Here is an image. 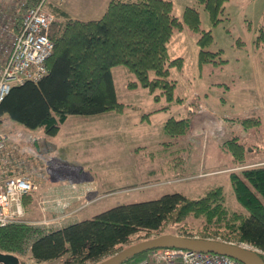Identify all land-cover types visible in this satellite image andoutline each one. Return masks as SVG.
<instances>
[{
  "label": "trees",
  "instance_id": "obj_1",
  "mask_svg": "<svg viewBox=\"0 0 264 264\" xmlns=\"http://www.w3.org/2000/svg\"><path fill=\"white\" fill-rule=\"evenodd\" d=\"M196 1L206 10L213 26L225 19L226 3L230 0ZM40 3L46 9L44 0H26L15 22L19 23L27 9ZM49 10L59 21L53 20L48 30L54 46L45 61L47 73L37 81L12 85L0 102V127L8 118L27 129L43 128L47 135L55 136L70 115L122 112L126 105L117 100L112 77V69L121 66L135 76L128 87L144 88L155 102L162 100L163 110L184 105L187 100L179 96L177 80L170 71L171 67L182 70L183 58L171 57L168 47L173 36L184 30L198 35L199 68L227 61L220 56L222 49H213L214 37L211 31L201 28L195 6H187L179 18L169 0H109L101 18L87 21L72 17L63 9ZM234 45L244 47V42L238 39ZM253 45L255 49L264 46L263 28ZM187 95H192L188 106L199 100L194 93ZM198 109L199 106L194 111ZM248 120L246 125L258 122L255 118ZM241 123L245 125L246 121ZM164 130L169 137L185 136L188 121L169 118ZM223 149L237 165L245 166V146L238 136L225 141ZM229 181L244 211L231 212L221 186L196 199L181 193L164 194L155 200L118 205L57 228L24 221L0 226V254L15 255L17 264L29 259L51 264L65 257L68 263H97L126 245L135 233L158 231L169 220L199 224L204 232L201 238L247 244L264 252V165L242 166L229 174ZM259 256L264 260V256ZM130 258L124 262L133 264Z\"/></svg>",
  "mask_w": 264,
  "mask_h": 264
},
{
  "label": "rangeland",
  "instance_id": "obj_2",
  "mask_svg": "<svg viewBox=\"0 0 264 264\" xmlns=\"http://www.w3.org/2000/svg\"><path fill=\"white\" fill-rule=\"evenodd\" d=\"M20 1L26 0L0 1L3 13L0 19L4 23L8 21L9 27L14 24L12 29L14 34L19 30L14 19L17 18L18 11L19 13L23 11L20 8L22 6ZM108 1L44 0V6L46 4L51 16L53 14L49 8L54 7L65 10L72 17L87 21L101 18ZM169 1L173 3L174 15L179 18H182L183 10L187 6H195L199 11L201 28L211 31L214 37L213 49H222L220 56L227 59L220 65L207 64L199 68L195 57L198 52L196 46L198 35L184 30L173 36L168 45L169 55L182 57L184 65L182 70L171 67L170 71L172 77L177 80L179 96L187 100L184 105L190 102L192 96L187 95V92L194 93L199 100L193 101L189 107L197 109L198 104L204 102L206 109H213L217 114L230 118L225 121L227 126L222 120L218 126L220 127L217 130L218 134L221 135L220 131L223 128L227 131L229 128L231 135L238 136V140L245 146V159L250 150L255 151L258 147V154L251 161L259 160L257 163L263 164L264 159L261 158L264 157V46L260 50L255 49L253 40L260 30L264 29V0L228 1L225 19L216 26L211 24L206 10L202 5H198L196 0ZM7 11L11 14L5 19ZM53 17L52 21H59L58 17L55 16L54 19ZM238 39L244 42V47L234 45ZM112 77L117 100L126 105L122 112L109 111L92 116L70 115L60 125L59 132L55 136L47 135L43 128L27 129L8 118L3 119L0 131H4L9 136L8 143L16 151L14 158L22 162V165L14 163V169L17 167L18 171L22 166L38 180L45 176L53 182L61 179L86 180L88 186L97 187L99 192L96 195H104L85 206L77 217L80 220L118 205L155 200L164 194L181 193L190 199H196L209 189L219 186L225 191L226 204L231 212L244 211L233 194L227 173L203 177L204 169H188L199 162L200 149L195 146L193 150L198 156L194 162L192 158L186 159L183 155L191 154L189 149L181 152L176 150L178 147L190 146L191 143L196 145V142L181 135L169 137L165 133L164 136L161 122L171 116H178V112L173 108L171 114L169 112L163 114L166 116L154 115L150 124L139 123L141 116L147 113L152 99L144 88L128 87L129 82L135 81V76L123 66L113 68ZM261 98L263 105L253 109L254 104ZM175 106H180L179 112L185 111L183 105ZM247 117H255L258 122L252 121V125H246L247 121L250 122L248 119L244 120ZM243 121H246L245 125L241 123ZM19 132L22 137L17 139L16 135ZM137 146L142 147L136 148ZM223 151L224 153L217 154L219 160L217 165L221 167L228 165L229 162L232 163V160L234 162L230 153L228 154L231 158L225 159L227 150L223 149ZM178 155L183 156L180 163L177 162ZM242 166L257 165L248 163ZM242 166L235 163L234 170ZM187 173L190 175H185ZM37 199L36 195H33L24 200V221L40 218ZM86 202L88 201L83 200L81 204ZM39 203L42 209L45 208L44 199ZM48 219L47 224L42 226L48 229L54 228V223L57 221H52L54 217ZM61 221H64V217ZM201 230L197 223L184 224L169 220L158 231L135 233L126 245L117 247L114 254L131 245L164 234L181 236L189 234L201 238L199 236H203L204 233ZM213 240L222 241L219 238ZM238 245L251 248L247 244ZM140 255L142 258H138ZM148 255L149 251L147 254L144 251L129 258L135 264ZM61 259L51 264H68L66 257Z\"/></svg>",
  "mask_w": 264,
  "mask_h": 264
},
{
  "label": "built area",
  "instance_id": "obj_3",
  "mask_svg": "<svg viewBox=\"0 0 264 264\" xmlns=\"http://www.w3.org/2000/svg\"><path fill=\"white\" fill-rule=\"evenodd\" d=\"M26 1H20L24 6ZM3 15L0 9V17ZM10 15L6 12L4 18ZM52 16L42 3L27 9L13 33V25L0 19V102L9 93L13 84L26 80L37 81L46 73L45 61L51 55L53 42L48 37ZM6 28V30H5ZM21 133L18 134L20 138ZM8 143V135L0 131V226L22 222L24 209L22 199L35 189V183L23 170L14 169V147ZM28 223V222H26ZM34 223V222H29ZM264 256V252L260 251ZM68 263V264H85ZM89 263V262H88ZM24 264H45L29 259ZM127 264V263H119ZM136 264H243L225 255L189 251L175 248H159Z\"/></svg>",
  "mask_w": 264,
  "mask_h": 264
},
{
  "label": "crops",
  "instance_id": "obj_4",
  "mask_svg": "<svg viewBox=\"0 0 264 264\" xmlns=\"http://www.w3.org/2000/svg\"><path fill=\"white\" fill-rule=\"evenodd\" d=\"M260 48L258 50H260ZM195 57H197V55H195ZM149 96L152 99V103L151 104L149 103V108H147L148 109L147 113H149V116L145 118L144 116L145 113H144L141 116L140 118L141 122L139 123L146 122L147 124H150L151 119L154 115L156 114L163 115L164 113L167 112L171 114V110L174 108L178 112V116L176 117L171 116V117H173L176 120L187 119L188 131L185 137L186 138L188 137L193 142H196V145H192L191 143L189 144L190 146L186 145L184 147H178L176 151L181 152L184 151L185 149H189L191 154L188 155L183 154V155L185 156L186 159L192 158V162H194L198 158V156L193 153V150H195V146L200 149L201 156L199 162L195 166H192L190 168L188 167V169H197V168L204 169L203 173H205V175L203 177H214L219 174L227 173V178L229 180V174L231 173V171L236 169L235 163L232 160V163L229 162L228 165L226 166H222V167L218 166L217 163L219 162V160L217 154L224 153L222 149L223 144L232 135H231V131H229V128L228 131L224 130L223 128V130L220 131L221 135L218 134L217 130L220 128V127L218 128V126H220L222 120H224V125H225V121L227 122V120L230 118L227 119L222 114H217L213 109H211L212 112L210 109H206L204 106V102L198 104L200 106V109H198L197 111H194V109L189 107L188 105H183L185 110L184 112H179L180 106L177 107L175 105L171 106L167 110H163L162 107L164 105L162 100H160L157 103L153 100V97L150 94ZM262 100L263 98L259 99L254 104L255 106L253 107V109H255L257 106L261 107L263 105ZM169 118H167V120ZM248 118H255V117H247L245 119ZM167 120L164 119L161 122L162 132L164 133V136H165L164 125ZM140 147L142 146H137L136 148H140ZM255 149L257 150L255 151L250 150L247 158L245 159V164L248 163L251 165L264 164V163L258 164L257 162L259 160H256L255 162L251 161V159L253 157H256L258 154L259 148L257 147ZM225 156H226L225 159L231 158L228 152ZM177 158H178L177 159L178 163L182 162L183 156L178 155ZM262 159H264V157H262L261 160ZM173 169L175 170L176 167H174ZM27 172L32 177L34 176L30 171ZM185 175L189 176L190 173H187ZM33 178L36 182V189L31 193V196L36 195V197L38 198L37 199L38 208L41 215L40 218L34 221H43L45 219L54 217L52 221L54 220L58 221L57 223H54L56 227L67 225L70 222L73 223L79 221L80 219H78L77 217L80 214V212L85 208V206L91 202L97 201L102 195H104V194L96 195L99 192V189L95 186H88L86 180L70 181L68 179H61L60 181L53 182L50 178L46 176L45 178L43 179L40 178L39 180L36 178V176H34ZM89 195H91L92 197H89ZM41 199L45 200L44 210H42V208L40 207L39 202ZM83 200L88 202L81 204ZM63 217H64V221H61Z\"/></svg>",
  "mask_w": 264,
  "mask_h": 264
},
{
  "label": "water",
  "instance_id": "obj_5",
  "mask_svg": "<svg viewBox=\"0 0 264 264\" xmlns=\"http://www.w3.org/2000/svg\"><path fill=\"white\" fill-rule=\"evenodd\" d=\"M157 248H177L225 255L243 264H264V260L253 250L218 240L164 234L151 240L131 245L97 264H119L127 258ZM13 254H0V264H17Z\"/></svg>",
  "mask_w": 264,
  "mask_h": 264
}]
</instances>
